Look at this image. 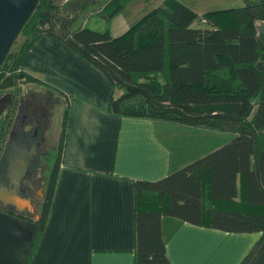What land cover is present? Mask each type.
Listing matches in <instances>:
<instances>
[{
    "label": "trees",
    "instance_id": "16d2710c",
    "mask_svg": "<svg viewBox=\"0 0 264 264\" xmlns=\"http://www.w3.org/2000/svg\"><path fill=\"white\" fill-rule=\"evenodd\" d=\"M133 1L84 0L72 10L73 0H39L0 62V99L20 95L23 84L36 82L20 69L21 62L46 35L107 75L116 90L114 114L233 134L229 144L180 171L135 183L136 264H171L164 217L228 233H261L240 264H264V42L258 27L264 24V0L203 17L177 0H165L117 37L80 21L98 6L109 26ZM21 36L22 47L13 50ZM68 118L67 110L57 168L37 199L38 218L17 212L20 223L36 227L26 264L48 222Z\"/></svg>",
    "mask_w": 264,
    "mask_h": 264
},
{
    "label": "crops",
    "instance_id": "0c3cea01",
    "mask_svg": "<svg viewBox=\"0 0 264 264\" xmlns=\"http://www.w3.org/2000/svg\"><path fill=\"white\" fill-rule=\"evenodd\" d=\"M134 1L130 5H139L133 13L129 5L127 17L123 12L111 21L112 36L123 34L164 3L148 10L145 5L156 0ZM178 1L201 16L207 11L194 8L207 7L209 13L224 10L217 8L222 4L238 3L229 7L236 9L247 0ZM20 69L36 80L22 85L24 99L33 95L56 109L64 104L63 121L52 135L57 140L69 111L49 218L31 264H136L135 183L159 181L207 155L200 149L183 162L161 137L170 124L111 112L116 90L107 75L57 39L41 36ZM162 228L171 264H240L262 236L228 233L172 217L163 218Z\"/></svg>",
    "mask_w": 264,
    "mask_h": 264
},
{
    "label": "flooded vegetation",
    "instance_id": "af4514ba",
    "mask_svg": "<svg viewBox=\"0 0 264 264\" xmlns=\"http://www.w3.org/2000/svg\"><path fill=\"white\" fill-rule=\"evenodd\" d=\"M11 95V102L7 101L0 108V192L16 194L33 203L40 197V190L44 193L57 168L61 154L60 138L64 128L62 127L58 140L55 139L52 136L54 126L48 123L45 109L21 95ZM12 154L28 161L27 170L21 177L13 176ZM0 212L23 221L17 212L21 214L28 211L26 209L20 212L14 206L0 201Z\"/></svg>",
    "mask_w": 264,
    "mask_h": 264
},
{
    "label": "water",
    "instance_id": "95a60500",
    "mask_svg": "<svg viewBox=\"0 0 264 264\" xmlns=\"http://www.w3.org/2000/svg\"><path fill=\"white\" fill-rule=\"evenodd\" d=\"M39 0H0V62L7 53L21 29L29 19ZM259 38L264 42V26L260 27ZM12 95L0 99V108ZM9 102V103H10ZM16 155L11 156V168L14 177L25 174L28 161L21 160ZM0 201L14 206L22 212L27 209L28 201L16 194L0 192ZM36 227L33 224L23 225L19 220L0 212V264H26L34 243Z\"/></svg>",
    "mask_w": 264,
    "mask_h": 264
},
{
    "label": "rangeland",
    "instance_id": "374dc122",
    "mask_svg": "<svg viewBox=\"0 0 264 264\" xmlns=\"http://www.w3.org/2000/svg\"><path fill=\"white\" fill-rule=\"evenodd\" d=\"M82 1H84V0H73V3L71 5V9L72 10L76 9V7ZM134 2H137V0H135ZM162 2H164V0H156L153 3L145 5V7H147L148 10H150L154 6H159ZM181 2H184V1L181 0ZM185 4L186 3L184 2V5ZM232 4L233 3H225V4H222L223 6H220L217 8H225L224 10H227V9H231L229 7H234V6L238 5V3L234 4V5H232ZM138 5H139L138 2L136 4H133V6L130 5L128 7V10L130 11L129 13H131V12L133 13L135 11V7H137ZM162 5H164V3ZM207 6H209V5H207ZM96 7H98V6L88 8L81 15L80 21L81 22L85 21L84 23L87 24L88 27L95 29V30H99V31H104L107 29L110 30L111 24L108 26V24L105 23L104 19L101 18L100 16H98V14H97L98 10ZM194 9L198 12H203L206 10L207 11L206 13H208L207 7L199 6V7L194 8ZM209 10H211V9H209ZM126 13L127 12L124 13L125 17H127ZM206 13H204V14H206ZM203 15H201V16L198 15V16L203 17ZM129 20H133V19L130 18ZM200 22H201V24H203L202 20ZM261 26H264V24H261V23L258 24L259 32H260ZM113 37H116V36H113ZM15 43H16L15 44L16 46L14 45L13 50L14 49H20L24 43V39L22 38V36L19 37L17 42H15ZM30 101L40 105L43 109H45V114H46V117H47L49 124L52 123L53 126H56V129H58L60 127L61 120L63 121L62 115H60V113L62 111H64V104H62V107L59 106L58 109H56L57 106H55L54 104L49 105V102L40 101L36 96H33V95H32V99H30ZM30 105H33V104L30 103ZM161 123H166L168 125L170 124L169 125V131L167 132V134L163 130L161 132V137L173 146V147L171 146L172 149L176 150V153H175L176 158H180L182 161L184 160L185 162L186 161L188 162V160H190L192 158L191 156L194 154V152H197L200 149H203V151L205 152V155H208L211 152H213L212 150L219 149V148L229 144L235 137L231 133H221V132H213L210 130L195 129V128L187 127V126H184V125H181L178 123H168V122H163V121ZM166 124H162V125H166ZM52 135L54 136L53 133H52ZM169 138H172L173 141H170ZM177 150H178V152H177ZM202 158H200V159H202ZM193 162L194 161L189 162V164H191ZM42 194H43L42 190H40L38 192V195L41 196ZM26 201H28V200H26ZM37 205H38V203L36 200L33 203L29 202L26 206L27 211L29 213L33 214L35 218H38V215H39L36 213ZM165 221H167V220H165Z\"/></svg>",
    "mask_w": 264,
    "mask_h": 264
}]
</instances>
